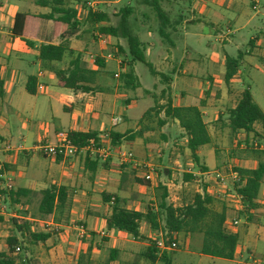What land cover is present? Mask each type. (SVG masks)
Listing matches in <instances>:
<instances>
[{"label":"crops","instance_id":"obj_1","mask_svg":"<svg viewBox=\"0 0 264 264\" xmlns=\"http://www.w3.org/2000/svg\"><path fill=\"white\" fill-rule=\"evenodd\" d=\"M61 1L63 5L62 8L74 10L78 17L79 26L76 28L74 35L65 40H60L59 36L65 31L64 27L59 28L57 34H55L53 31V22L40 20L36 25V33L31 41V49H27L23 42L10 37L13 18L16 14L47 16L50 10L48 8H39L35 6V0H32L29 6H33L36 9L33 10L34 13L32 14L28 13V9H23L26 10L25 13H19L17 9L11 7H7L6 9L2 8V12H0V37H3L0 42V54L9 60L10 63H8L12 67V70H7L6 67L8 63L0 65V80L2 82L0 106H3V111L0 110V131L7 130L10 127L8 115H16L22 107L26 109L24 104L28 103L29 98L33 100L36 99V105L29 111L30 115L36 117V121L39 123V126L36 125V134L32 141V147L40 142L52 143L55 134L58 132L80 134L93 133L96 139L100 138L103 134H107L109 138V135H124L126 133V131L123 133L117 131L118 125L126 120L124 118L120 120L115 116L116 111H120L119 108L120 105H122L123 98L115 93V89H107L108 85L105 84L104 77H108V74L104 69L107 62L111 59H107L100 53L103 46L99 45L96 39L94 40L92 38L93 41L96 42L94 50L98 53L97 58L103 61L104 66L96 82L100 92L85 94L57 88V79L54 74L42 69L40 62L36 59V51L39 46H57L65 42L70 53H66L59 63H53L51 65L53 70L64 71L68 63L77 56L80 57V63L86 70H95L94 65L89 61V57L92 56L89 52V36L93 37L94 34H98V31L103 28L115 30L114 37L101 36H103L106 42L104 46L110 47L114 45V51L117 52L118 47L115 46V44L120 42V36L113 26V23H110L107 17L108 13L99 9L97 13L104 15L106 19L104 22L94 25L88 24L84 18L85 14L83 10L86 8L83 7V5H90L92 7L97 5L100 6L102 5L100 1L93 3L88 1L84 2L82 0ZM210 2L211 4H216L217 0H210ZM199 9H201V7ZM130 15L131 10L129 16ZM193 21L194 20L190 19L179 23L186 25ZM160 26L159 23L156 31L161 39H165L170 33L176 32V28L170 26L168 21L165 23V28L161 29ZM127 30L140 44V49L143 54V44L140 43V38H147L148 35L151 34L150 31L140 35L139 32H143V30L136 31V33H131L128 28ZM186 31L187 28L182 27V32ZM108 39H113L114 42H109ZM226 43L227 41L224 39L221 44ZM261 47L262 44L259 39L251 38L246 45L247 49L243 52L237 51V55L241 57L240 64L242 62V65L244 64L248 67L256 65L264 66V57L260 55ZM19 50L22 55L26 53L33 57L34 62L32 66L34 67V71L32 73L30 71L22 72L18 70L19 64L17 62H21L18 53H13L14 58L10 60L11 53L18 52ZM112 51L113 49H110V51L104 50V52H107L106 56H113ZM236 56L233 58L222 53L220 59L215 55L209 58L207 61L214 72L213 75L207 77L204 82L196 86V97L189 98L186 93H180L178 105H174L169 97V88L172 84L170 77L155 71L153 72L156 75L152 76L158 77L159 82H162L163 85L165 84L166 90L168 91L165 100H160V102H158L159 106H163L168 98L171 107H196L202 116L203 123L207 126V132L211 140L210 145H208L210 149L203 152L202 147L196 152L198 164L203 165L202 167L206 169V172H199L198 175L202 177L203 183L205 184L204 187H202V193L204 191L212 200L210 210L216 214L223 213L226 233L234 235L237 239L234 257L229 262L235 264H264V178L260 184L258 195L254 202V209L248 211L245 215L243 209H239L236 202H232L234 200L229 193V186L232 180L231 175L229 173V175L225 177L222 175L226 173L224 172L226 169H228V171L231 169L252 171L256 168L257 163L262 162L261 159L250 150V143L256 142L257 139L255 137L262 135L258 125L253 126V133L251 134L238 132L233 137L230 135L227 128L225 116L227 110L234 109L238 96L244 90L249 91L243 83L238 84V75L229 82L227 87L223 83L224 58L228 57L230 59H235ZM169 58H171V56L168 53V57L161 59V63L169 67L170 64L175 62V60L169 61ZM255 61H257L258 64H256ZM1 63H4L3 60H1ZM179 63L180 65L178 67L181 68L183 62L181 61ZM117 64L118 63H116V65ZM133 67L132 74L138 86ZM173 71L171 74H173ZM124 73H126V70H122V74ZM160 75L168 78V82L161 80L159 77ZM30 77L36 80V94L33 97L26 95L24 92L26 79ZM250 96L252 102L256 105L251 94ZM64 101L70 102L71 111L69 114L63 113ZM256 107L259 109L258 105H256ZM261 112L264 114L263 111ZM159 117L160 121H164L162 113L159 114ZM113 119L119 120L115 126H112L111 123ZM218 120H220V122L216 123ZM170 123L177 126L175 122ZM166 125L167 122H165L162 128H165ZM160 133H162V131H160ZM179 133V135L182 134L180 129ZM220 138H222L220 141L221 144L213 145L214 142ZM223 138H225V140ZM135 140L140 141L141 148L138 147L139 149L137 152L134 151V153L132 152V148L136 145L134 143ZM183 141L184 151L188 155L185 149V138ZM23 143H25V140H23ZM0 144H3V147H0V168L1 166L5 168L0 177L3 184L7 185L15 182L18 187L24 189L22 181H24V178L27 176L35 183L32 184L31 188L24 190H36V196L39 198V193L47 190L51 186L62 188L65 192L66 202L62 207L55 209L49 218L45 220H36V223L44 226L43 230H36V234L48 235V239L44 243L36 244V262H32L31 264H76L78 257L82 254H88L89 262L92 264L97 262L100 254L104 252L108 253L110 250L117 251V255L123 256L127 262H130L136 260L139 255L144 253L148 245V240H157L158 237H160L159 232L150 231L144 223L139 225L138 237L135 240L123 233H108L105 229V220L110 215L112 204L103 203L102 196H108L111 197V199L114 198L118 205L127 211L140 214H145L146 212V208H143L144 204L141 201L143 199L142 197H144L147 190V193H152L158 179L155 178V181L151 184H145L144 186L140 185V174L134 170L133 163L129 162L124 165H119L115 157L118 151H122L131 153L136 162L146 161V151L144 150V145L140 138L128 142L121 141L119 146L115 147L110 145L109 139L110 157L105 162H100L94 157L86 154H78L74 158L66 160L60 158H45L48 160V164L43 173L40 171L41 164L39 160L44 158L36 155V175L31 169L28 170L27 160L29 156L27 153L29 149H24L22 147L10 148L6 143L4 144L1 134ZM143 153L144 157L141 159L140 157ZM22 156H24V159L26 158L24 167H20ZM210 158H212V161H210ZM206 159L209 160L208 166L204 163ZM187 175L195 174L189 171ZM202 193H200V195ZM134 197H136V201H134ZM214 199H217L221 203L218 207L215 206L213 202ZM228 203L236 205V207L233 205L231 206L236 209L235 211H238L235 217L231 216L232 210H230V206L227 205ZM149 207L155 208L154 205ZM171 207L180 208L181 205ZM235 211L233 210V212ZM240 217L242 218V223ZM232 222L237 223L236 227L232 229L226 227V225ZM79 226L84 230V236L81 239L78 238L79 234L77 228ZM240 227L242 233L239 237ZM193 235H186L183 237L186 245H189L191 236ZM249 246L251 249H249ZM136 247H141L143 251L136 254ZM257 250L259 252L258 254L256 253ZM0 254H4V252H0ZM199 256L203 259L220 260L202 256L200 254V249ZM157 263L159 262L155 264ZM108 264H117V262L115 260Z\"/></svg>","mask_w":264,"mask_h":264},{"label":"rangeland","instance_id":"obj_2","mask_svg":"<svg viewBox=\"0 0 264 264\" xmlns=\"http://www.w3.org/2000/svg\"><path fill=\"white\" fill-rule=\"evenodd\" d=\"M31 1L0 0V12H2V8L11 7L17 9L19 13H25L26 10L23 9H28V13L32 14L34 13L33 10L36 9L33 6H29ZM82 1L92 3L100 1L102 5L94 6V10L96 12L99 9L106 11L110 23H113L120 36V42L116 43L115 46L121 49L122 54L114 51V45L110 47L103 46L100 53L106 57L107 52H104V50L110 51V49H113V56L110 55L111 60L107 62L104 69L108 77L104 78L105 84L108 85L107 89H115V93L124 100H122V105H120V111H116L115 116L120 120L124 118L126 121H122L118 125L117 131L119 133L124 131L126 133L139 132L140 140H142L146 151L145 156L147 157H145V160L152 164L156 170L155 178L158 180L152 193H147V190L144 197H142L143 208L156 206V201L162 194L165 195V202L169 206L177 207L190 203L194 196L202 193V187L205 185L202 177L198 175L203 165L195 167L192 164L189 156L184 151V137L183 134L179 135V128L172 125L169 121H166V127L162 128L158 124L160 122L159 114L154 113L156 110L150 112L156 106L159 108L158 102L165 100V96L168 95L165 84L160 83L158 77L152 76L146 67L136 63L133 71L138 82V88L135 91L122 88L118 79V74L121 71L120 63L128 62V56L126 43L121 37L119 28V11L125 8L131 10V15L127 19V28L131 33L143 30L144 33L139 32L141 35L150 31L151 34L147 38H140V43L143 44L144 60L151 65L153 71L170 77L172 84L169 88V97L174 105H178L180 93H186L189 98L196 97V86L204 82L207 77L213 75L214 72L207 60L214 55L220 59L222 53H225L234 58L238 50L243 52L247 49L246 45L251 38H256L262 44L260 55L264 57V0H256L257 7L255 10H252L249 0H217L216 4H211L210 0ZM153 1L165 14L169 25L176 28L175 33H168L169 36L165 38L167 41L161 39L157 34L156 30L159 26V21L152 10L151 4ZM83 7L86 8L87 6L83 5ZM200 7L201 9H199ZM83 12L85 14V9ZM190 19L194 21L186 25L180 24ZM182 27H186L187 31L182 32ZM92 38L95 40L94 36H89V52L94 60L95 57L97 58L98 53L94 50L96 42ZM2 39L3 37H0V42ZM224 39H226L227 43L221 44ZM108 41L114 42L113 39H108ZM13 53H18L20 57L21 62H17L19 64L18 70L22 72L30 71L31 73L34 71L32 66L34 59L31 55L26 53L22 55L19 50L11 53L10 60L14 58ZM168 53L171 56L169 61L175 60L169 67L161 63V59L168 57ZM1 60L4 63H1ZM89 61L92 63L91 60ZM181 61L183 65L179 68V62ZM8 62L9 60L0 54V65H5ZM9 63L6 68L7 70H12ZM116 63L118 64L116 65ZM255 63L258 64L257 61ZM172 71L173 74H171ZM237 75L238 84L243 83L246 86L256 105L264 112V66L248 67L244 64L242 65L241 62ZM161 90L162 92L165 91L166 95H161ZM35 105L36 99L29 98L28 103L24 104L26 109L22 107L16 115H8L10 127L7 130L0 131V134L4 144L6 143L10 148L22 147L29 149L27 153L29 156L27 160L28 170L31 169L36 175V155L30 150L35 146L32 147V141L36 134V125L39 126V123L36 121V117L31 116L29 112ZM0 110L3 111V106H0ZM221 139L216 140L213 145L221 144ZM223 139L225 140V138ZM23 140H25V143H23ZM134 143L136 145L132 148V152H137L138 147L141 148L140 141L135 140ZM250 145L253 146V143H250ZM0 147H3V144H0ZM209 149V146L202 148L203 152ZM143 157L144 153L140 158L143 159ZM23 159L24 156H22L20 167H24V161L26 162V158ZM210 161H212V158H210ZM39 162L41 164L40 171L43 173L46 170L48 160L44 158L39 160ZM204 163L208 166L209 160L206 159ZM232 170L230 171L232 172ZM189 171L195 175H187ZM230 171L228 169L224 170L226 173L222 174L223 177L231 174ZM185 176H192L193 179L186 181ZM34 183L33 180L26 176L24 181H22V186L24 189H29ZM140 185L144 186L145 184L140 183ZM8 193L6 185L2 182L0 184V252L7 254L5 240L14 237L17 240L19 251L16 255L10 256L13 264H31L36 262V245L30 242L28 234H36V230H43L44 228V226L36 223V220H38L36 208L40 198L36 196V190L29 191L27 196L19 198H9ZM134 201H136V197H134ZM213 202L217 207L221 204L217 199H214ZM227 205L232 210L231 216L235 217L238 211H235L236 209L231 206L236 207V205L231 203ZM11 220H14L19 227L26 226L28 231H24L20 235L17 234L11 225ZM240 221L242 223L241 217ZM239 231L240 237L242 233L241 227ZM183 237L180 234L172 239L178 248L171 252H165V257L170 264H235L229 261L200 258L199 249H201L202 237L200 235L191 236L189 245L184 243ZM165 238L166 234L161 232L160 237L156 241ZM249 249H251L250 246ZM142 251L141 247L135 248L136 254ZM256 253H259L258 250ZM107 257L108 253L104 252L100 254L97 262L92 264H108ZM115 260L117 264H145L141 259L127 262L120 255H117ZM157 264L163 263L159 262Z\"/></svg>","mask_w":264,"mask_h":264},{"label":"trees","instance_id":"obj_3","mask_svg":"<svg viewBox=\"0 0 264 264\" xmlns=\"http://www.w3.org/2000/svg\"><path fill=\"white\" fill-rule=\"evenodd\" d=\"M34 4L39 8H48L50 13L47 16L16 14L10 29V37L12 39L23 42L27 49H31V41L35 36L36 25L40 20L53 22V31L55 34H57L59 28L64 27L65 31L59 36L60 40H65L74 35L76 28L79 26L78 17L74 10L62 8L63 5L61 0H35ZM151 6L161 25L160 28H165V23H167L165 14L160 10L155 1L152 2ZM119 13V28L121 37L126 43L128 62L120 63L121 71L118 74V79L123 89L135 91L138 86L132 74V67L134 64L143 65L151 75L156 74L153 72L150 65L145 62L140 44L128 33L126 19L130 14V10L125 8L120 10ZM84 18L90 25L102 23L106 19L104 15L91 13L90 11H85ZM98 33L103 36L114 37L115 30L103 28L100 29ZM117 52L120 54L123 53L120 48H117ZM36 53V59L40 62L42 69L52 72L56 77L57 88L85 94L100 92L96 82L104 66L103 61L99 58L93 60L95 70L92 71L86 70L82 66L79 56L70 61L64 71H55L52 69L51 65L53 63H59L66 53H70L65 42L57 46H39ZM240 61V55H237L235 59H230L228 57L224 58L223 83L226 87L237 75ZM122 70H126V73L122 74ZM159 77L164 82H168V78L165 76L160 75ZM1 88L2 82L0 80V91ZM24 92L30 97L35 96V78L30 77L26 79ZM161 95H166V92H161ZM153 110H156L154 113H162L163 115L164 121L158 122L160 126H163L166 121L176 123L185 138V149L188 152L189 158L192 164L197 167L199 164L196 152L199 148L208 146L211 143L207 132V126L203 123L202 116L198 109L196 107H171L170 101L167 98L163 106H159V108L156 106L152 108L150 112ZM70 111V102L64 101L63 113L69 114ZM225 116L227 128L232 137L238 132H243L245 134L253 133L252 128L254 125H258L262 132L261 136L255 137L257 141L253 144L256 145V148L250 147L251 152L253 151L252 153L259 157L262 162L257 163L256 168L252 171L232 170V173L236 175V181L231 182L230 189L236 197L240 198L243 213L246 215L248 211L254 209V202L257 198L260 184L264 178V114L252 102L250 93L244 90L238 96L234 109L227 110ZM219 122L220 120L216 123ZM68 138L77 150L84 148L90 140L97 141L93 133H68ZM139 138V132L126 133L124 135H109L110 145L114 147L119 146L121 141L128 142ZM258 146H261V150L258 149ZM4 170L5 168L1 166L0 177ZM200 172L204 173L206 169L200 168ZM185 180L190 181L192 177L185 176ZM0 183H2L1 179ZM141 183L144 182L141 181ZM6 188L9 192L7 194L9 198L25 197L29 194V191L18 187L15 182L7 184ZM39 195L40 199L36 208L38 220L49 218L55 209H59L66 202L65 192L62 188L51 186L47 190L40 192ZM102 201L106 204H112L110 215L105 220V229L108 233H123L135 240L138 237L139 225L144 223L152 232H164L166 234L165 239L168 243H174L172 239L180 234L183 236L193 234L200 235L202 237L200 249V254L202 256L224 261H231L234 257L237 239L234 235L224 231L223 213L216 214L210 210L212 200L204 191L201 195L194 196L190 203L182 205L180 208H172L166 204L165 195L162 194L157 199L155 208H146L145 214L122 209L114 198L111 199V197L108 196H102ZM11 225L19 235L24 231H28L26 226H17L14 220H11ZM28 238L32 244L36 245L38 243H44L48 239V235L39 233L28 234ZM156 242V240H148V245L144 253L139 255L135 261L141 259L145 264H155L156 262L170 264L165 257V252L160 253L156 249ZM5 246L7 254H0V264H13L10 256L16 255L19 251L17 240L14 237L7 238L5 240ZM116 257L117 251H108L107 262H114ZM76 264H91L88 254L80 255Z\"/></svg>","mask_w":264,"mask_h":264},{"label":"built area","instance_id":"obj_4","mask_svg":"<svg viewBox=\"0 0 264 264\" xmlns=\"http://www.w3.org/2000/svg\"><path fill=\"white\" fill-rule=\"evenodd\" d=\"M251 4L252 10H255L257 7L256 0H249ZM86 11H90L91 13H97L94 8L90 5H87ZM94 38L98 42L99 45L104 46L106 44L103 36L94 34ZM107 59H110L111 56H106ZM89 60L92 61L93 64V58L89 57ZM119 121L117 119H113L111 121L112 126L117 125ZM97 141L90 140L87 142L86 146L82 148L81 150H77L70 142L68 138L67 132H58L54 136V140L51 144H48L46 142H40L37 145H35L30 152H32L34 155H37L42 158H48V159H72L78 154H86L88 156H92L95 159L99 160L100 162H105L110 157V151H109V138L107 134H103L100 138L96 139ZM253 148H256V145L253 144ZM258 149L261 150V146H258ZM116 161L119 165H124L129 162L133 163V168L135 171L139 172L140 174V180L146 184H151L156 175L155 168L149 164L146 161H139L136 162L133 158V155L128 152H122L118 151L115 155ZM232 182L236 181V175L231 172ZM229 193L231 195V198L236 202V204L239 206V209H243L242 205L240 204V198L236 197L231 191L229 190ZM237 223L232 222L229 225H226L228 228H234L236 227ZM223 223V229L226 232L224 228ZM78 238L81 239L84 236V230L81 226L78 228ZM156 249L161 252H171L177 249L176 243H168L166 239H160L155 244ZM17 252V250H16Z\"/></svg>","mask_w":264,"mask_h":264}]
</instances>
